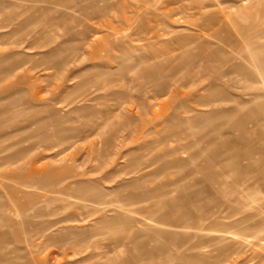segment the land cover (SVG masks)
Here are the masks:
<instances>
[{"label": "rangeland", "instance_id": "rangeland-1", "mask_svg": "<svg viewBox=\"0 0 264 264\" xmlns=\"http://www.w3.org/2000/svg\"><path fill=\"white\" fill-rule=\"evenodd\" d=\"M0 264H264V0H0Z\"/></svg>", "mask_w": 264, "mask_h": 264}, {"label": "bare ground", "instance_id": "bare-ground-1", "mask_svg": "<svg viewBox=\"0 0 264 264\" xmlns=\"http://www.w3.org/2000/svg\"><path fill=\"white\" fill-rule=\"evenodd\" d=\"M154 203V202H153ZM162 207L161 208H152L151 209V212L155 215V214H157L158 213V211L159 212H161L162 211ZM173 216V215H172ZM187 216H188V214H187ZM172 219H174L176 222H185V220L187 219L182 213H178V214H176ZM171 219V220H172ZM189 221V220H188ZM189 223V222H188ZM171 230V229H170ZM173 232V231H172ZM177 238V237H176ZM179 247H181V246H179Z\"/></svg>", "mask_w": 264, "mask_h": 264}]
</instances>
